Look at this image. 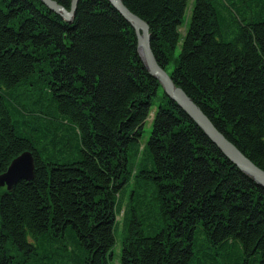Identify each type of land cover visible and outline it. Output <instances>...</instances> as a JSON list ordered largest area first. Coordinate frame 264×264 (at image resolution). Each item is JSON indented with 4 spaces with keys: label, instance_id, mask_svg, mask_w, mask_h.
I'll return each mask as SVG.
<instances>
[{
    "label": "trees",
    "instance_id": "obj_1",
    "mask_svg": "<svg viewBox=\"0 0 264 264\" xmlns=\"http://www.w3.org/2000/svg\"><path fill=\"white\" fill-rule=\"evenodd\" d=\"M123 1L176 84L264 169V0H194L184 34L190 0ZM26 150L34 177L0 186V264H110L131 181L120 264H264V187L164 92L110 0H79L72 21L0 0V175Z\"/></svg>",
    "mask_w": 264,
    "mask_h": 264
},
{
    "label": "water",
    "instance_id": "obj_2",
    "mask_svg": "<svg viewBox=\"0 0 264 264\" xmlns=\"http://www.w3.org/2000/svg\"><path fill=\"white\" fill-rule=\"evenodd\" d=\"M41 1L68 21L73 20L79 3V0H72L70 8H67L57 0ZM110 2L134 27L140 56L148 71L159 80L164 92L203 129L232 162L256 183L264 187V169L248 157L214 124L201 106L181 86L176 84L169 71L158 62L151 44L152 36L149 23L132 11L123 0H110ZM34 174L35 157L31 150H26L15 157L8 169L0 175V186H7V189L11 190L20 179H32Z\"/></svg>",
    "mask_w": 264,
    "mask_h": 264
},
{
    "label": "rangeland",
    "instance_id": "obj_3",
    "mask_svg": "<svg viewBox=\"0 0 264 264\" xmlns=\"http://www.w3.org/2000/svg\"><path fill=\"white\" fill-rule=\"evenodd\" d=\"M193 1L194 0H190V3L188 5V9H187V14H186L187 18L185 20V23H183V25L180 28L182 34H184L186 32V30H187L188 20H189V17L191 16ZM180 49H181V43L179 44L178 52H179ZM36 91H34V95H36ZM161 101L162 100L160 99V97H158V98H156L154 100V104L152 106L151 113H150V115L148 117V120L146 122V127H145L146 130H145V133H144V136H143V139H142L144 141V143L147 142V140H148V138L150 136L154 115H155V113H156ZM133 185H134V181H131L130 185L127 188L128 190H127V194L125 196L124 202H123L122 211L117 216L118 221H119L120 231L117 233V242H116V245L114 246V249H113V258H112L110 264H120V262H121V252H122V242H123L121 229L123 227L124 211L126 210V208L131 203V191L133 190L132 189Z\"/></svg>",
    "mask_w": 264,
    "mask_h": 264
},
{
    "label": "bare ground",
    "instance_id": "obj_4",
    "mask_svg": "<svg viewBox=\"0 0 264 264\" xmlns=\"http://www.w3.org/2000/svg\"><path fill=\"white\" fill-rule=\"evenodd\" d=\"M7 187V186H6Z\"/></svg>",
    "mask_w": 264,
    "mask_h": 264
}]
</instances>
